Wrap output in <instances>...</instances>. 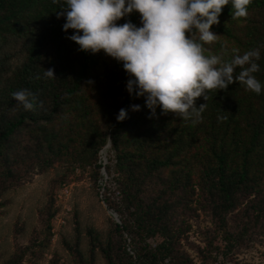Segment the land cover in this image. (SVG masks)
Masks as SVG:
<instances>
[{
    "label": "trees",
    "instance_id": "trees-1",
    "mask_svg": "<svg viewBox=\"0 0 264 264\" xmlns=\"http://www.w3.org/2000/svg\"><path fill=\"white\" fill-rule=\"evenodd\" d=\"M62 5L64 0H0V218L10 204L7 194L31 175L63 169L38 211L41 228L27 246L15 243L10 257L0 252V264H38L53 238L57 190L88 169L121 223L112 221L106 239L89 231L86 252L76 228V242H65L74 264H96L98 254L106 264H193L182 241L199 211L213 226L206 247H195L202 264L214 252L233 263L241 247L264 238V0H251L241 19H232L231 3L226 5L211 29L219 39L205 45L206 55L222 61H230L234 49H259L254 75L261 93L239 83L211 91L208 101L195 102L207 103L198 124L160 108L150 119L145 98L127 92L122 63L103 51L82 52L67 38L74 32L63 31L65 18H57ZM125 22L141 26L140 14L117 21ZM50 68L56 79L44 78ZM20 89L37 95L34 111L13 100ZM122 108L127 118L117 122ZM108 144L112 166L100 159ZM103 168L113 174L119 199L100 184ZM19 232L16 226L15 238ZM60 259L55 254L50 264Z\"/></svg>",
    "mask_w": 264,
    "mask_h": 264
},
{
    "label": "clouds",
    "instance_id": "clouds-1",
    "mask_svg": "<svg viewBox=\"0 0 264 264\" xmlns=\"http://www.w3.org/2000/svg\"><path fill=\"white\" fill-rule=\"evenodd\" d=\"M229 3L232 19L248 16L251 0H64L66 7L61 6L57 18H65L63 31L73 30L67 38L80 51H103L122 63L129 76L126 90L130 96L145 98L150 119L160 108L163 115L173 113L183 121L198 124L207 103L196 107L195 102L201 97L208 101L209 92L226 90L233 83L257 95L262 90L254 75L260 70L259 49L242 54L234 49L230 61L205 54V45L220 37L211 29L219 24L218 18ZM133 12L140 14L141 26L117 23ZM43 76L56 79L51 68L44 70ZM11 95L18 106L35 110L37 95L30 90L20 89ZM131 110L140 111V106L132 105ZM127 114V109H120L117 122L124 121Z\"/></svg>",
    "mask_w": 264,
    "mask_h": 264
},
{
    "label": "rangeland",
    "instance_id": "rangeland-1",
    "mask_svg": "<svg viewBox=\"0 0 264 264\" xmlns=\"http://www.w3.org/2000/svg\"><path fill=\"white\" fill-rule=\"evenodd\" d=\"M111 145L101 153L100 159L106 165H114L109 162L113 158L110 153ZM63 169L59 166L46 174H33L19 188L7 194L10 204L0 218V252L4 258L10 257L15 250V243L27 246L35 230L41 228L38 211L43 208L48 199V191L51 183ZM104 177L100 184L110 189L109 195L119 199L113 174L109 176L105 169L101 170ZM104 189L95 188L90 171L82 173L77 171L71 177V183L64 185L56 192V207L59 209L53 220V238L48 250L38 261V264H50L53 256H60V264H74L72 255L68 251L65 242L74 244L77 239L76 228L80 231V249L84 252L89 248V231L108 237L112 228V210L109 209L103 199ZM116 222V221H115ZM78 225V226H77ZM190 230L187 240L182 241L183 249L189 254L193 264H202L195 247H206V232L212 228L210 219L199 211L195 217L189 219ZM18 226L19 235L15 238V227ZM96 264H106L101 254L97 255ZM264 264V238H258L239 249L234 256V262L229 263L219 253L212 254V260L207 264Z\"/></svg>",
    "mask_w": 264,
    "mask_h": 264
},
{
    "label": "water",
    "instance_id": "water-1",
    "mask_svg": "<svg viewBox=\"0 0 264 264\" xmlns=\"http://www.w3.org/2000/svg\"><path fill=\"white\" fill-rule=\"evenodd\" d=\"M111 144H108L107 146H106V148H108L109 146H110ZM111 215H112V217L115 219V221L117 222V223H121L120 222V219H119V216L116 214V213H114L113 211L111 212Z\"/></svg>",
    "mask_w": 264,
    "mask_h": 264
},
{
    "label": "built area",
    "instance_id": "built-area-1",
    "mask_svg": "<svg viewBox=\"0 0 264 264\" xmlns=\"http://www.w3.org/2000/svg\"><path fill=\"white\" fill-rule=\"evenodd\" d=\"M101 162H102V160H101ZM102 163H103V162H102ZM105 163H106V162L103 163L104 166L106 165ZM103 169H104V168H103ZM168 262H169V261L167 260V261L165 262V264H168Z\"/></svg>",
    "mask_w": 264,
    "mask_h": 264
}]
</instances>
